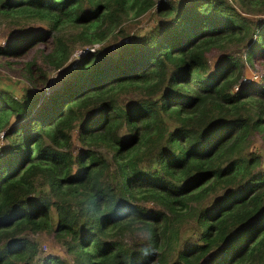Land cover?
<instances>
[{
	"label": "trees",
	"instance_id": "obj_1",
	"mask_svg": "<svg viewBox=\"0 0 264 264\" xmlns=\"http://www.w3.org/2000/svg\"><path fill=\"white\" fill-rule=\"evenodd\" d=\"M1 23L0 57L51 40L60 74L0 86V264H264V0H0Z\"/></svg>",
	"mask_w": 264,
	"mask_h": 264
},
{
	"label": "rangeland",
	"instance_id": "obj_2",
	"mask_svg": "<svg viewBox=\"0 0 264 264\" xmlns=\"http://www.w3.org/2000/svg\"><path fill=\"white\" fill-rule=\"evenodd\" d=\"M156 19L154 16L146 13L142 17L132 21L131 28L134 30L147 29L151 25L155 23ZM34 28L46 29L42 24L35 22L33 25ZM8 26L4 23L0 24V46H4L9 39V32L11 28H7ZM52 47L51 40H48L47 43L35 46L28 50L25 54H23L19 58H4L0 57V86L3 89L13 93L16 95L18 99H20L24 93V89L28 86L29 82L27 79V75L22 70L24 64L32 62L34 60L37 61L36 65L32 67L33 72V80L35 82V87L43 91L48 86V82L54 80L60 72L57 73H49V77L46 79L41 72H49L48 69H45L43 65L40 63V59L37 58L39 52L44 50L45 52H49ZM84 53L77 51L71 56V65H74L78 61V59L83 56ZM217 53L213 52L208 55L209 65L214 66V63L217 60ZM244 60V58H243ZM6 63H9L8 66ZM40 69V71L38 70ZM246 78L247 81L250 82H258L260 78L264 76V61L261 59L255 58L253 60V66L246 65ZM2 135H0V146L2 145ZM252 151L261 150L264 157V148L261 146V143L255 140L251 146ZM264 165V162H263ZM33 239L37 243L38 246V255L40 258H43L47 255L58 256L59 258L71 263V258L68 256L64 250V248L55 240L53 233H44L43 235H35Z\"/></svg>",
	"mask_w": 264,
	"mask_h": 264
}]
</instances>
